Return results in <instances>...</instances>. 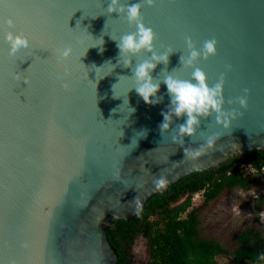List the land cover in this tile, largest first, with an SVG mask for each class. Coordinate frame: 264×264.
<instances>
[{
	"label": "water",
	"instance_id": "1",
	"mask_svg": "<svg viewBox=\"0 0 264 264\" xmlns=\"http://www.w3.org/2000/svg\"><path fill=\"white\" fill-rule=\"evenodd\" d=\"M107 3L0 0V264H117L109 223L132 219L192 172L264 148V0H152L141 8L157 53L174 49L151 72L155 80L191 79L179 59L186 38L197 49L217 41L215 54L194 66L210 85L223 78V108L234 118L225 128L214 112L201 117L182 143L183 116L159 128L169 104L163 82L159 103L136 93L132 70L150 53L123 65L112 37L135 25L109 14ZM9 16L15 35L32 45L15 60L2 35ZM66 45L72 55L58 60L55 50ZM201 146L198 157L185 154ZM160 177L167 183L157 188Z\"/></svg>",
	"mask_w": 264,
	"mask_h": 264
},
{
	"label": "trees",
	"instance_id": "2",
	"mask_svg": "<svg viewBox=\"0 0 264 264\" xmlns=\"http://www.w3.org/2000/svg\"><path fill=\"white\" fill-rule=\"evenodd\" d=\"M255 188L264 191V148L232 154L215 167L182 177L166 192L148 198L132 219H119L106 226L108 240L117 253V264H134L131 246L138 235L149 241L148 264H218L219 258L225 259V264H264V229L252 224L243 227L232 238L231 247L201 232L204 205L225 191ZM196 192L202 193L198 206L191 200ZM185 194L184 201L172 204ZM254 200L260 210L264 193ZM188 209L186 216H181Z\"/></svg>",
	"mask_w": 264,
	"mask_h": 264
},
{
	"label": "clouds",
	"instance_id": "3",
	"mask_svg": "<svg viewBox=\"0 0 264 264\" xmlns=\"http://www.w3.org/2000/svg\"><path fill=\"white\" fill-rule=\"evenodd\" d=\"M145 3L151 4L152 0H108L107 12L119 13L131 25H135V31L120 35L116 40L118 55L123 60V65L129 67L131 64V56L137 55L141 51L150 53V56L141 60L132 70V79L135 81L134 89L136 93L143 99L145 103H159L162 97L158 96V90L161 82L166 86L169 95L168 111H162L163 121L159 124V128L163 133L169 129L170 121L173 115L176 117H184V123L178 126V132L181 137L184 135H192L196 127L199 125L201 117L216 114L217 123L223 124L226 128L229 124V118H234V112L224 110L223 96V78L218 79L214 84L207 82L206 74L199 67H195L194 63L198 58H207L216 52L215 38L205 40L202 46L197 49L191 38L185 40L187 55L180 56V63L183 67L192 68L191 79H180L173 73L164 76L163 81L155 80L151 72L156 68L157 64L163 62L168 63L169 54L174 51L170 46L161 53H157L154 46L155 33L152 28L145 26L141 17V8ZM7 30H3V39L7 41L12 58L18 59L24 54L32 51V45L20 37L15 35L14 20L9 16L4 21ZM99 43L95 45H103V38H99ZM92 45V46H95ZM58 60H66L72 55L73 48L66 45L63 48L56 49ZM103 51V48H100ZM110 63V62H105ZM114 67V65H112ZM100 68V67H97ZM115 85V84H114ZM113 85V88H114ZM67 87V84L64 85ZM243 107L246 103L243 97L239 100ZM134 111V109H131ZM115 111V109H113ZM146 133H142L144 135ZM175 140L176 137H173ZM215 136H209L206 140V146L211 148L214 145ZM205 146L197 149L185 148V154L192 158L198 157ZM167 183L163 177L155 181L156 187H163Z\"/></svg>",
	"mask_w": 264,
	"mask_h": 264
},
{
	"label": "rangeland",
	"instance_id": "4",
	"mask_svg": "<svg viewBox=\"0 0 264 264\" xmlns=\"http://www.w3.org/2000/svg\"><path fill=\"white\" fill-rule=\"evenodd\" d=\"M261 193H264L261 188L223 192L218 198L202 207V232L209 237L218 238L222 243L231 247L232 238L243 227L252 224L264 229V206L257 210L254 200ZM192 201L196 206L201 205L200 194L196 193ZM146 249V240L141 236L138 237L135 243L136 257L143 259L146 256ZM225 263V259H218V264Z\"/></svg>",
	"mask_w": 264,
	"mask_h": 264
},
{
	"label": "flooded vegetation",
	"instance_id": "5",
	"mask_svg": "<svg viewBox=\"0 0 264 264\" xmlns=\"http://www.w3.org/2000/svg\"><path fill=\"white\" fill-rule=\"evenodd\" d=\"M197 194H200V198H202V193L201 192H196ZM196 193H194L193 195H192V197L196 194ZM186 194L185 195H180L179 197H178V199L176 200V201H174L172 204H179L180 202H182V201H184V199L186 198ZM192 197H191V200H192ZM181 199V200H180ZM192 204L194 205V203H193V201H192ZM190 209V208H189ZM189 209L188 210H186V211H183V212H181V216H186V214L188 213V211H189ZM201 217H202V215H201ZM201 232H202V228H201ZM202 234H204L203 232H202ZM205 235V234H204ZM143 237L145 240H146V244H147V249H146V256L143 258V259H139V258H137L136 257V255H135V253H136V250H135V243H136V241H137V238L138 237ZM205 236H207V235H205ZM131 252H132V254H133V261H134V264H148V260H149V256H150V244H149V241H148V239H147V237H145V236H142V235H138L135 239H134V241H133V243H132V246H131Z\"/></svg>",
	"mask_w": 264,
	"mask_h": 264
}]
</instances>
